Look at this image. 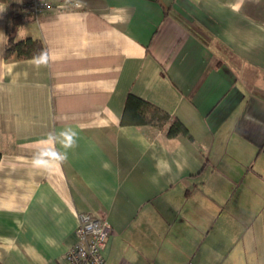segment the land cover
Masks as SVG:
<instances>
[{
	"label": "crops",
	"instance_id": "obj_1",
	"mask_svg": "<svg viewBox=\"0 0 264 264\" xmlns=\"http://www.w3.org/2000/svg\"><path fill=\"white\" fill-rule=\"evenodd\" d=\"M25 1H0V264H64L81 212L105 264H264V0ZM129 93L191 138L121 124Z\"/></svg>",
	"mask_w": 264,
	"mask_h": 264
},
{
	"label": "trees",
	"instance_id": "obj_2",
	"mask_svg": "<svg viewBox=\"0 0 264 264\" xmlns=\"http://www.w3.org/2000/svg\"><path fill=\"white\" fill-rule=\"evenodd\" d=\"M8 2L11 0H0ZM25 14V13H23ZM22 15L20 11L14 13V19ZM46 53V47L41 39L25 38L14 41L9 38L5 49V57L15 56L18 59L41 56ZM123 125H151L164 127L168 136L186 135L191 138L185 125L166 111L151 104L143 98L129 93L125 100V107L121 117Z\"/></svg>",
	"mask_w": 264,
	"mask_h": 264
},
{
	"label": "built area",
	"instance_id": "obj_3",
	"mask_svg": "<svg viewBox=\"0 0 264 264\" xmlns=\"http://www.w3.org/2000/svg\"><path fill=\"white\" fill-rule=\"evenodd\" d=\"M55 0H26L23 10L38 15L49 8ZM76 242L64 254V264H105L103 250L106 248L110 229L108 221L89 212H81L75 228ZM187 264H193L187 262Z\"/></svg>",
	"mask_w": 264,
	"mask_h": 264
}]
</instances>
